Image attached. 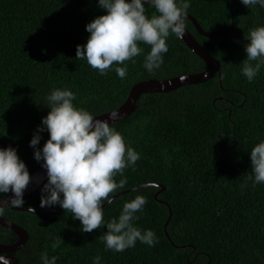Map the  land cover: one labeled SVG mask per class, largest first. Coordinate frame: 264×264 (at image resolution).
<instances>
[{
  "label": "trees",
  "instance_id": "16d2710c",
  "mask_svg": "<svg viewBox=\"0 0 264 264\" xmlns=\"http://www.w3.org/2000/svg\"><path fill=\"white\" fill-rule=\"evenodd\" d=\"M105 12L98 0H0V138L17 148L30 175L41 163L29 141L50 111L46 97L53 89L70 88L75 106L100 116L118 109L139 82L206 68L173 34L164 63L153 72L143 67L150 46L141 44L145 52L134 57L135 63L125 61L124 79L115 65L100 74L86 59L76 58V46L87 42L86 24ZM154 12L148 6V14ZM188 14L204 30L229 31L238 39L264 25V8H248L241 0H191ZM186 27L218 59L221 79L218 74L200 85L144 94L131 116L110 124L140 159L124 169L127 184L110 194L113 202L105 203L104 218L118 217L126 201L143 194L147 203L134 223L152 229L159 242L149 246L137 240L135 247L117 253L100 239L106 225L82 232L80 220L59 205L51 207L58 212L53 222L5 208L4 216L29 233L26 245L12 254L19 264H43L44 251L57 257L56 264H93L97 255L101 264H264V183L253 185L247 179L250 151L264 140V65L250 82L242 75L247 43L204 37L188 19ZM41 136L42 148L49 133ZM114 179L119 182L120 174ZM145 184L151 186L136 189ZM42 185L24 195L21 207L42 211ZM125 191L129 193L117 196ZM170 212L171 241L165 233ZM13 234L0 225V243L16 242ZM57 236L64 243L53 247Z\"/></svg>",
  "mask_w": 264,
  "mask_h": 264
},
{
  "label": "clouds",
  "instance_id": "9594fccd",
  "mask_svg": "<svg viewBox=\"0 0 264 264\" xmlns=\"http://www.w3.org/2000/svg\"><path fill=\"white\" fill-rule=\"evenodd\" d=\"M241 3L248 8L257 5L264 8V0H241ZM98 5L106 12L86 24L90 35L85 44L76 46V58L86 59L102 75L115 65L116 74L124 79L128 74L125 61L135 63L134 57L145 52L141 44L150 46L143 67L149 73L160 68L169 49L168 37L185 36L191 0H98ZM148 6L155 9L151 15ZM246 38L250 42L244 46L247 58L242 73L251 82L264 65V25L251 29ZM251 61L257 62L253 65ZM75 98L70 88L53 89L46 97L50 111L42 117L41 125L29 141L34 158L46 169L40 207L59 205L68 210L74 219L80 220L82 232L106 225L107 231L100 239L113 252L135 247L137 240L154 246L159 242L156 233L134 223L137 213L147 203L145 195L126 201L118 217L104 218L105 203L111 204L110 194L125 187L124 169L134 167L140 153L110 126L112 116L100 119L89 110L75 106ZM45 130L49 138L41 148L38 145ZM250 157L251 173L247 179L253 185L264 183V140L252 147ZM117 173L121 176L119 182L114 179ZM31 175L16 147H0V194L10 193L9 197L0 198V216L7 206L24 205V192L33 182ZM61 243L63 238L57 236L53 247ZM40 258L43 264H56L57 257H50L47 251L41 252ZM101 260L99 255L92 258L93 264H101ZM0 264H12L11 258L0 253Z\"/></svg>",
  "mask_w": 264,
  "mask_h": 264
},
{
  "label": "water",
  "instance_id": "95a60500",
  "mask_svg": "<svg viewBox=\"0 0 264 264\" xmlns=\"http://www.w3.org/2000/svg\"><path fill=\"white\" fill-rule=\"evenodd\" d=\"M187 19L193 23L197 32L204 37H218L219 36V37H225L229 39L230 41L237 42V43H249L250 42L248 39L235 38L232 34H230L229 31H220V30L219 31H206L200 25L198 20L190 14H188ZM182 41L204 61L206 68L202 72L176 76V77L169 78V79L162 80V81L150 80V81L139 82L135 86H133V88L131 89L127 97V100L118 109L102 114L100 116H96V117L100 119H109V116H112L113 119L112 120L109 119L110 124H112V123L121 121L131 116L137 109L138 100L144 94L167 93V92L176 90L182 86L204 83L214 78L218 74H219V78L221 79L220 62L218 61V59H216L213 56V54L205 46H203L194 37V35L187 29V27H186L185 36L182 39ZM7 146H9V144L5 140L0 138V147H7ZM31 176L33 177V182L29 184V186L24 192V195L35 191L42 185V183L47 179L46 169L40 166ZM145 186H151V184L141 185L137 187L136 189L143 188ZM163 190H164V187L162 186V190H160L159 193L163 192ZM129 191H132V190H129ZM129 191H125L121 194H118L117 196L126 194ZM9 196H10V193L4 196L3 198H7ZM6 208L18 210V211H24V212H31L33 214L38 215L43 220L51 221V222L56 221L58 217V212L55 209H51L49 207L41 208L42 211L36 208H34L35 209L34 211L31 207H21V206H7ZM43 212L50 213L54 217L48 218ZM171 218H172V212H170L169 218L165 224V233L170 241H171V238H170V235L168 234L167 226L169 225ZM0 225L3 228L16 234L18 237L17 241L12 244L0 243V253H3L4 255L10 257L12 264H19V259L12 254L18 252L26 245V243L28 242L30 238L29 233L25 228L11 221L10 219L6 218L4 215L0 216Z\"/></svg>",
  "mask_w": 264,
  "mask_h": 264
},
{
  "label": "bare ground",
  "instance_id": "6f19581e",
  "mask_svg": "<svg viewBox=\"0 0 264 264\" xmlns=\"http://www.w3.org/2000/svg\"><path fill=\"white\" fill-rule=\"evenodd\" d=\"M260 13H261V12H260ZM212 31H213V30H212ZM197 36H198V35H197ZM200 37H201V36H200ZM184 56H185V55H184ZM167 62H168V61H167ZM236 68H237V67H236ZM134 69H135V68H134ZM232 69H233V68H232ZM131 71H132V70H131ZM136 72H137V71H136ZM237 72H238V70H237ZM186 74H187V73H186ZM239 74H240V73H239ZM242 75H243V74H242ZM242 75H241V76H242ZM243 78H244V77H243ZM237 79H238V78H237ZM214 81H215V80H214ZM199 85H200V84H199ZM203 86H204V84H203ZM187 88H188V87H187ZM226 88H227V87H226ZM228 89H229V88H228ZM236 89H237V88H236ZM190 91H191V90H190ZM222 92H223V91H222ZM227 93H228V92H227ZM162 94H163V93H162ZM231 94H232V93H231ZM228 98H229V97H228ZM242 98H243V97H242ZM242 98H241V99H242ZM224 99H225V98H224ZM229 99H230V98H229ZM246 99H247V98H246ZM182 100H183V99H182ZM165 101H166V100H165ZM171 101H172V99H171ZM194 101H195V100H194ZM245 102H246V101H245ZM233 103H234V102H233ZM195 104H196V103H195ZM196 105H197V104H196ZM223 106H224V105H223ZM164 187H165V186H164ZM128 193H129V192H128ZM128 193H127V194H128ZM116 199H117V198H116ZM232 205H233V204H232ZM259 228H260V227H259ZM259 233H260V232H259ZM13 235H14V234H13Z\"/></svg>",
  "mask_w": 264,
  "mask_h": 264
}]
</instances>
